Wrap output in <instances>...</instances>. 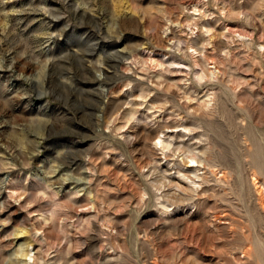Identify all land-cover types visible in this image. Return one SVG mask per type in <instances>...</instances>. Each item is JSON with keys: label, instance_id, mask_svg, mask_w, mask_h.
Listing matches in <instances>:
<instances>
[{"label": "rangeland", "instance_id": "374dc122", "mask_svg": "<svg viewBox=\"0 0 264 264\" xmlns=\"http://www.w3.org/2000/svg\"><path fill=\"white\" fill-rule=\"evenodd\" d=\"M253 182L264 0H0V264H264Z\"/></svg>", "mask_w": 264, "mask_h": 264}, {"label": "bare ground", "instance_id": "6f19581e", "mask_svg": "<svg viewBox=\"0 0 264 264\" xmlns=\"http://www.w3.org/2000/svg\"><path fill=\"white\" fill-rule=\"evenodd\" d=\"M163 144H165V143H163ZM161 145H162V142H161ZM165 146H166V144H165ZM193 159V158H192ZM197 159H198V157H197ZM194 161H196V156H195V158L193 159ZM200 161V160H199ZM199 163H201V162H199ZM188 167H190V166H188ZM187 167V168H188ZM189 169V168H188ZM254 181V180H253ZM258 182V181H257ZM259 183V182H258ZM258 185V184H257ZM253 187H254V189L253 190H255V193L257 192V195H258V197H259V200H260V205H261V208H263L264 209V196H262V193H264L263 192V189H261V188H259L258 186L256 187V182H253Z\"/></svg>", "mask_w": 264, "mask_h": 264}]
</instances>
